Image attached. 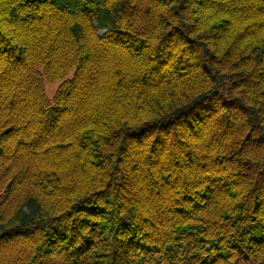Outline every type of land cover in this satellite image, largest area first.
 <instances>
[{"label": "trees", "instance_id": "trees-1", "mask_svg": "<svg viewBox=\"0 0 264 264\" xmlns=\"http://www.w3.org/2000/svg\"><path fill=\"white\" fill-rule=\"evenodd\" d=\"M0 264H264V0H0Z\"/></svg>", "mask_w": 264, "mask_h": 264}, {"label": "rangeland", "instance_id": "rangeland-1", "mask_svg": "<svg viewBox=\"0 0 264 264\" xmlns=\"http://www.w3.org/2000/svg\"><path fill=\"white\" fill-rule=\"evenodd\" d=\"M106 28H98L99 32H103L105 31ZM57 86V81H53V82H46L45 83V88H46V92L48 93V95H52V93L54 92L55 88Z\"/></svg>", "mask_w": 264, "mask_h": 264}]
</instances>
